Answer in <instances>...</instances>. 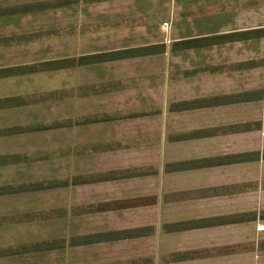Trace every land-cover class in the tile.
Returning <instances> with one entry per match:
<instances>
[{"label":"crops","instance_id":"obj_1","mask_svg":"<svg viewBox=\"0 0 264 264\" xmlns=\"http://www.w3.org/2000/svg\"><path fill=\"white\" fill-rule=\"evenodd\" d=\"M79 2L106 8L85 21L95 27L82 38L106 47L32 59L46 53L29 47L40 35H26L24 19ZM26 4L34 2L7 8ZM262 43L264 0H72L0 17V71L8 70L0 73V145L16 148L0 152V169L51 172L0 184V198L63 201L20 221L7 215L5 224L119 221L0 247V262L115 246L116 256L81 264H264V79L255 82L264 74ZM149 46L163 48L90 59ZM68 59L55 70L40 66ZM52 76L56 87L31 88ZM67 258L56 261L79 264Z\"/></svg>","mask_w":264,"mask_h":264},{"label":"rangeland","instance_id":"obj_2","mask_svg":"<svg viewBox=\"0 0 264 264\" xmlns=\"http://www.w3.org/2000/svg\"><path fill=\"white\" fill-rule=\"evenodd\" d=\"M42 1V0H41ZM40 0H3L0 3V10L7 8V6L18 5L30 2H41ZM56 1V0H54ZM72 1V0H71ZM43 2H48L43 0ZM106 8L103 4L91 6L89 4H83L82 2L77 5L64 8L62 10L50 11L41 14H35L34 16H27L28 19H24L26 28V35L33 36L35 32H39L38 38L33 37L30 48L37 50L38 52L45 51L46 55L36 56L32 58L34 60H46L55 58V54L62 52V49H72L73 47L82 48L87 44H97V48H105L106 42H87L83 40V32L93 29L95 25L84 24L88 18L96 19L101 14H104ZM20 17V16H18ZM21 20V19H20ZM21 22V21H18ZM97 27V26H96ZM163 28H166L165 26ZM80 32L79 35L73 32ZM29 32V33H28ZM20 33V32H18ZM82 35V36H80ZM73 37H76L73 39ZM116 45H120L118 42ZM260 46V45H259ZM262 48H264V43H262ZM244 75V74H243ZM247 75V74H246ZM250 77L254 74H249ZM256 81L259 82L263 78L264 74H257ZM242 81H249V79L242 76ZM264 85V83H262ZM57 86L56 76L44 77V78H34L31 82V88L38 91L44 89L53 88ZM264 109V107H263ZM13 142L6 141L0 145V152L16 150L15 147H11ZM2 147V148H1ZM22 149V148H19ZM50 170L42 168L40 166L29 169V168H4L0 169V184H8L12 182L28 181L34 179H40L48 176ZM63 204V201H59L56 197H52V200L48 194L42 195L36 194L31 197V199H25L21 197H8L0 198V247H5L9 245H20V243H33L36 241L52 239L57 237L65 236L66 233H72L75 230L82 233L85 227L93 226L96 222H99L101 227L115 226L119 224V221L113 217H93L81 218V221L77 223L74 227L71 223L65 225L64 223L56 224V221L50 222H36V223H14V225L5 224L6 220L10 217H5L7 215L15 216L10 218L12 220L20 221L24 213L32 210H42L46 209L48 205ZM34 215V212H33ZM40 216V214H38ZM34 221V220H33ZM75 228V229H73ZM66 232V233H65ZM120 248L112 246L111 248H100L96 250H69L65 253L53 252L48 255L42 253L34 254L28 261H24L26 264H58L56 261L61 256H69L67 259H73L75 262L81 264L82 262L88 263L92 260L93 256H96L99 261H102L106 257L116 256ZM120 257V255L118 256ZM19 263V262H18ZM0 264H7L5 261H1Z\"/></svg>","mask_w":264,"mask_h":264},{"label":"trees","instance_id":"obj_3","mask_svg":"<svg viewBox=\"0 0 264 264\" xmlns=\"http://www.w3.org/2000/svg\"><path fill=\"white\" fill-rule=\"evenodd\" d=\"M68 2H71L70 0H60V1H51V2H39L34 4H26V5H20L16 7L11 8H4L0 10V17L7 16V15H21V14H29V13H35L40 11H47V10H54L62 7L63 5L67 4ZM196 42V41H193ZM188 42V43H193ZM162 49L163 46H149V47H142V48H135L120 52H113V53H105L99 56L91 57V60H107V59H117V58H125V57H134L138 56L139 54H144L146 52L156 50V49ZM80 62V60H79ZM74 63L73 59L68 60H56V61H50L46 63L40 64V66H48V70H55L59 67H64L68 65H72ZM32 70L37 71L36 66H32ZM8 70H1L0 73H6ZM7 255L6 252H0V256Z\"/></svg>","mask_w":264,"mask_h":264},{"label":"built area","instance_id":"obj_4","mask_svg":"<svg viewBox=\"0 0 264 264\" xmlns=\"http://www.w3.org/2000/svg\"><path fill=\"white\" fill-rule=\"evenodd\" d=\"M164 26H166V24H164Z\"/></svg>","mask_w":264,"mask_h":264}]
</instances>
